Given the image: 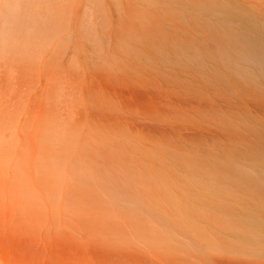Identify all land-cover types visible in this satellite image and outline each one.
Listing matches in <instances>:
<instances>
[{"label": "rangeland", "instance_id": "1", "mask_svg": "<svg viewBox=\"0 0 264 264\" xmlns=\"http://www.w3.org/2000/svg\"><path fill=\"white\" fill-rule=\"evenodd\" d=\"M0 264H264V0H0Z\"/></svg>", "mask_w": 264, "mask_h": 264}]
</instances>
